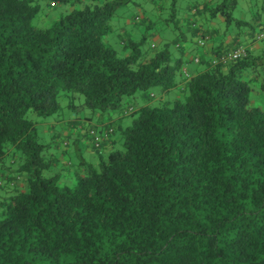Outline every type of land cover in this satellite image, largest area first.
Returning <instances> with one entry per match:
<instances>
[{
	"label": "trees",
	"instance_id": "16d2710c",
	"mask_svg": "<svg viewBox=\"0 0 264 264\" xmlns=\"http://www.w3.org/2000/svg\"><path fill=\"white\" fill-rule=\"evenodd\" d=\"M125 1L0 0V264H264V112L249 99L264 91V39L216 64L129 37L119 54L106 36ZM202 2L235 19L236 0ZM153 85L158 104L152 92L122 104ZM63 90L87 110L38 122L87 121L75 162L69 134L52 150L33 118L57 112Z\"/></svg>",
	"mask_w": 264,
	"mask_h": 264
},
{
	"label": "rangeland",
	"instance_id": "374dc122",
	"mask_svg": "<svg viewBox=\"0 0 264 264\" xmlns=\"http://www.w3.org/2000/svg\"><path fill=\"white\" fill-rule=\"evenodd\" d=\"M100 1L102 2L103 0H98V2ZM194 1L197 0H126L124 3L116 6L109 19L111 29L106 36V41L117 49L119 54L122 53L119 37H129L130 39L139 41L138 48L143 53H149L153 48L158 49L165 46L170 54L176 56L178 52L175 42H181L182 39L180 35H187L188 28H192L193 31L197 23L192 21L191 26V20L193 18V16H191V8ZM214 1L216 0H212V4ZM202 14L203 13H201L199 19L201 22L205 25L206 23H213L216 26L218 37L223 41L224 46L229 48L224 51L231 50L232 48L230 47L236 41H238V44H244L248 38L256 44L260 43V39L255 37L260 25H264V12H260V0H236L231 14L233 18L247 21V23H239L235 21V19H232L226 24L224 17L219 13L211 16L206 10V12ZM251 17H254L257 21L255 20L253 23L248 21ZM33 22H35V18ZM193 36L194 34H192V40ZM196 46L201 47V45L197 43ZM191 66L192 69L202 67L201 64L196 62H192V64L187 63L185 67L191 70ZM150 92L153 93V97L149 100V103L158 104L157 99L160 94V89L157 85H153L147 90L136 91L131 96H125L122 104H124V102L129 103V105L135 109L145 102L146 94ZM70 95L71 93L68 91H59L57 96L59 108L53 115L50 114L44 118L32 115L37 122L38 140L50 142V148L52 150L55 148L54 144L51 142L53 134H56L55 137H58L56 141L59 142L60 139L63 138V135H65L62 132L64 128L62 126H60V128L56 126L50 130L45 127V124H41V122L39 123L38 121H42V119L50 120L51 116L67 118L87 110L86 107L81 105L83 100L81 95L77 93H73V97ZM249 99L252 105L259 107L264 112L263 90L257 87L250 89ZM131 117V114L123 116V123L121 125L128 124ZM67 142L66 149H68V152L65 154V158L68 157L71 161L75 162L78 160L79 155L72 146V139L69 138ZM91 152H89L87 147L86 150L84 149L81 151V155L88 161H94L96 156L94 154L92 155L93 152Z\"/></svg>",
	"mask_w": 264,
	"mask_h": 264
},
{
	"label": "crops",
	"instance_id": "0c3cea01",
	"mask_svg": "<svg viewBox=\"0 0 264 264\" xmlns=\"http://www.w3.org/2000/svg\"><path fill=\"white\" fill-rule=\"evenodd\" d=\"M200 1L201 0H197V1H194L192 3V5L195 6L194 7L195 9L194 8L192 9L191 16H193L192 20L195 19L196 21L200 22L201 25L206 29V31L208 33V38L201 45V47L196 46V44L192 40V34H194V31H192V29L188 28L187 29L188 30V34L187 35L185 34L187 37L184 34H181L180 38L182 39V41L178 42V43L175 42V46L177 48V52L178 53L179 52L180 53L183 52L184 57L187 58L188 60H191V58L193 56H196V55L199 56L200 58H204V57L208 58L214 53V51H223V50H228L229 49L228 47L224 46L223 41L218 37L217 32H216L218 30H217L216 26L213 23H211V24L210 23H206V25H205L203 22H201L199 20L201 13H203V14L205 13V10H203L204 9V3L202 2V4H201ZM208 1L211 2L212 0H208ZM255 20L256 19H254V17H251L248 21H251L253 23ZM236 42H234L233 45L230 48H233L234 46L239 45L238 41H236ZM242 45L250 48L255 53H257V50L261 47L260 43L256 44L254 41L249 40V38ZM190 63L192 64V62H190ZM197 63L201 64L202 67H200L198 69L197 68L192 69V66H191V68H190L191 70H189V69H186V70L192 74L195 71H198V70H201V69L204 68V63H199V62H197ZM248 77H254V79L257 78L255 75H253L251 73H250V75ZM143 103H145V102H143ZM128 105H129V103H128ZM110 118H112L114 120H118L116 118V112L115 111L110 113ZM61 126L64 128L62 132L65 135L69 134V136L73 140L74 147L77 150V148H76L77 144L80 143L81 141H84V138H85L84 136L87 133L86 131H89L87 129V126H88L87 125V121L83 122V126L80 127L79 129L73 128L71 123L70 124H65V125L61 124ZM108 147H110V145L106 146V148H108ZM86 148H85V150H86ZM88 150H89V152H91V151L93 152V150L90 147H88ZM92 155H93V153H92Z\"/></svg>",
	"mask_w": 264,
	"mask_h": 264
},
{
	"label": "built area",
	"instance_id": "2783aa9c",
	"mask_svg": "<svg viewBox=\"0 0 264 264\" xmlns=\"http://www.w3.org/2000/svg\"><path fill=\"white\" fill-rule=\"evenodd\" d=\"M207 35L205 33H202L198 31L196 36V42L197 44H203L204 40L206 39ZM255 37L257 39H264V27L256 32ZM246 54V48L245 46L239 44L234 46L231 50L227 52H223L220 54H215L209 58V62L212 64H216L218 62H227L229 60L238 59ZM194 60H198V56L194 57ZM96 139V138H95Z\"/></svg>",
	"mask_w": 264,
	"mask_h": 264
},
{
	"label": "clouds",
	"instance_id": "9594fccd",
	"mask_svg": "<svg viewBox=\"0 0 264 264\" xmlns=\"http://www.w3.org/2000/svg\"><path fill=\"white\" fill-rule=\"evenodd\" d=\"M196 36H197V35H196ZM196 36L193 37V42H194L195 44L197 43V42H196ZM207 38H208V35H207L206 39H207ZM206 39H205V40H206ZM205 40H204V42H205ZM204 42H203V43H204ZM201 45H202V44H201ZM241 45H242V44H241ZM243 46H244V45H243ZM245 48H246V46H245ZM196 56H197V55H196ZM194 57H195V56H193V59H194ZM198 57H199V56H198ZM210 57H211V56H210Z\"/></svg>",
	"mask_w": 264,
	"mask_h": 264
}]
</instances>
